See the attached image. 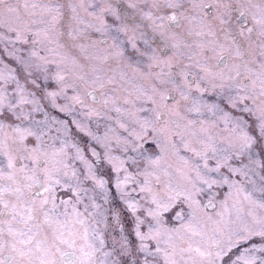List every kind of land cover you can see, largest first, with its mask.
<instances>
[{"label":"snow or ice","instance_id":"snow-or-ice-1","mask_svg":"<svg viewBox=\"0 0 264 264\" xmlns=\"http://www.w3.org/2000/svg\"><path fill=\"white\" fill-rule=\"evenodd\" d=\"M0 264H264V0H0Z\"/></svg>","mask_w":264,"mask_h":264}]
</instances>
